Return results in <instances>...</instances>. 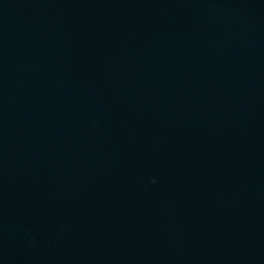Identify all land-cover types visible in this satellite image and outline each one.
<instances>
[{
	"label": "water",
	"instance_id": "water-1",
	"mask_svg": "<svg viewBox=\"0 0 264 264\" xmlns=\"http://www.w3.org/2000/svg\"><path fill=\"white\" fill-rule=\"evenodd\" d=\"M0 264H264V0H0Z\"/></svg>",
	"mask_w": 264,
	"mask_h": 264
}]
</instances>
